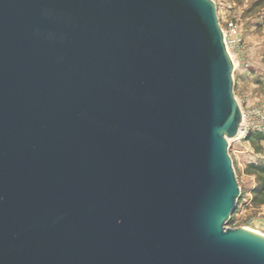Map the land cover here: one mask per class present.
Masks as SVG:
<instances>
[{
	"label": "water",
	"instance_id": "1",
	"mask_svg": "<svg viewBox=\"0 0 264 264\" xmlns=\"http://www.w3.org/2000/svg\"><path fill=\"white\" fill-rule=\"evenodd\" d=\"M234 71L213 0H0V264H264Z\"/></svg>",
	"mask_w": 264,
	"mask_h": 264
},
{
	"label": "rangeland",
	"instance_id": "2",
	"mask_svg": "<svg viewBox=\"0 0 264 264\" xmlns=\"http://www.w3.org/2000/svg\"><path fill=\"white\" fill-rule=\"evenodd\" d=\"M213 1L221 25L232 18L242 26L244 49L237 56L234 90L241 104L253 117L260 119L261 115L264 116V0ZM245 37L249 38V45ZM258 111L260 115L256 114ZM257 132L252 131L254 135ZM247 139H232L229 142L241 195L226 227L251 228L264 234V203L256 202L254 193L261 181L255 167L264 168V140L254 142Z\"/></svg>",
	"mask_w": 264,
	"mask_h": 264
},
{
	"label": "built area",
	"instance_id": "3",
	"mask_svg": "<svg viewBox=\"0 0 264 264\" xmlns=\"http://www.w3.org/2000/svg\"><path fill=\"white\" fill-rule=\"evenodd\" d=\"M221 28L225 45L234 62V66H236L238 53L242 52L244 49L242 26L237 20L231 18L227 19L224 25H221ZM239 103L242 110V122L239 127L238 135L234 139H247L249 134L254 130L264 133V116L261 115L260 119L253 117V114L241 104L240 100ZM256 114L260 115L259 111ZM257 123L259 124L257 125Z\"/></svg>",
	"mask_w": 264,
	"mask_h": 264
},
{
	"label": "trees",
	"instance_id": "4",
	"mask_svg": "<svg viewBox=\"0 0 264 264\" xmlns=\"http://www.w3.org/2000/svg\"><path fill=\"white\" fill-rule=\"evenodd\" d=\"M255 137V138H254ZM249 141H263L264 140V135L262 133H255V135L251 132L249 136L247 137ZM254 168V167H253ZM257 173L260 176L261 181L259 182L258 187L255 189V201L256 202H261L264 203V168H257L255 167Z\"/></svg>",
	"mask_w": 264,
	"mask_h": 264
},
{
	"label": "crops",
	"instance_id": "5",
	"mask_svg": "<svg viewBox=\"0 0 264 264\" xmlns=\"http://www.w3.org/2000/svg\"><path fill=\"white\" fill-rule=\"evenodd\" d=\"M245 41H246V44H248V45L250 44L249 38L245 37ZM250 47H251V45H250Z\"/></svg>",
	"mask_w": 264,
	"mask_h": 264
},
{
	"label": "bare ground",
	"instance_id": "6",
	"mask_svg": "<svg viewBox=\"0 0 264 264\" xmlns=\"http://www.w3.org/2000/svg\"><path fill=\"white\" fill-rule=\"evenodd\" d=\"M239 135H240V134H239ZM247 229L252 230L251 228H247ZM252 231H254V230H252ZM255 232L260 233V232H258V231H255ZM260 234H262V233H260ZM262 235H264V234H262Z\"/></svg>",
	"mask_w": 264,
	"mask_h": 264
}]
</instances>
